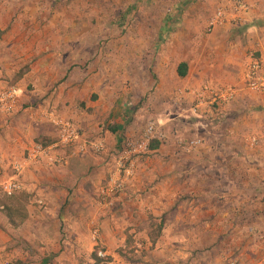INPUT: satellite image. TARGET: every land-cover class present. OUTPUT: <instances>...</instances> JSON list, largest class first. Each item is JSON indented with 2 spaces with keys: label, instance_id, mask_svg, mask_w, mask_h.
<instances>
[{
  "label": "crops",
  "instance_id": "obj_1",
  "mask_svg": "<svg viewBox=\"0 0 264 264\" xmlns=\"http://www.w3.org/2000/svg\"><path fill=\"white\" fill-rule=\"evenodd\" d=\"M191 1L182 0L181 2L185 4ZM221 1L197 0L198 10L187 9L182 14H175L176 26L162 24V21L161 25L153 29L156 34V38L152 39L156 49L154 57L146 51L144 55L139 51L140 58L151 57L150 63H145L143 75L144 81L148 80L150 83V88L155 87L153 96L156 101L164 96L166 100L170 98L175 106L182 107L180 109L184 113L179 115L186 116L185 114L189 113L188 117L194 118L188 120L194 123L191 128L200 131L199 134L204 137H202L203 144L192 151H187L181 146L177 137L181 133L177 134L169 144L171 152L176 150V154L173 152L170 155L171 161L177 162L176 166H178L174 179L175 186L172 188L176 187L177 191H173L172 196L183 195L184 189L190 197L189 204L194 207L193 216L190 215L189 219V225L193 227V230L179 237V240L186 239L189 242L187 249L181 253V256L175 253L170 260H166L167 262H161L159 258H163V254L158 248L161 246L163 229L160 239L155 244V257L153 253L152 257L147 254V248L154 246L149 240L148 233L142 241L135 237L134 249L127 251L129 241L126 240L125 230L128 226L137 224V220L132 216L126 218V214H123V217H117L118 213L115 209L128 211L127 215H132L134 208L142 209L147 205L150 207L151 203L143 201L144 199L141 200L138 197L128 201L126 199L132 197L138 190H144L143 182L141 185L137 182L154 180L150 175L153 173L148 172L146 166H141L142 161L137 160L138 157L132 160L131 175L124 176V173L121 175L124 188L125 184H129L128 190L125 189L126 192L122 194L120 192L115 198L104 199L99 192L107 186L112 172L115 171L117 157L112 158V162L103 163L104 161L98 159L89 160L85 155L70 156L57 169L44 163H33L27 165L22 174L15 175V165L24 163L25 151L37 137L57 135L56 127L53 125L55 118L76 120L88 134H99L100 137L104 135V138L98 139L104 140L108 150H115L116 147L119 149L125 139L137 137L138 135L134 134L141 129V126L137 125L128 128L123 120L117 119L121 108L116 106L122 104L126 91L120 95L117 90L119 85L116 82L113 84L114 89L107 91L106 88L104 91L101 85L99 87L97 79L90 78L87 81L80 70L74 69L68 77L63 75L64 81L62 80L56 86L55 83L58 81L52 77L53 74L48 69L45 70L46 66L43 65V71L39 70L42 69L40 68L42 64L39 62L35 64V68L18 80V85L23 87L29 82H36L43 85L41 93L35 90L32 91L35 93H32L31 97L25 94L19 97L10 117L0 112V185L6 180L17 178L22 183L20 192L29 195L28 218L21 226L12 228L3 214V222L5 226H8V230L17 231L18 239L26 243L25 245L30 249L31 247L34 249L31 255L28 250L20 249L17 256L32 259L29 264H176L175 262L187 256L188 258L194 255L198 257L196 250L200 248V243L206 241L214 243L219 238L225 239L228 248H225L219 256L202 257L203 253H199L206 263L222 264L229 257L234 256L241 258L242 261L247 258L257 259L252 264L264 261V95L240 90L233 102L219 105V111H214V107L210 110L201 108L198 113L191 110L195 104L196 93L202 87V85L194 84L196 80L202 81L206 78L212 85H217L219 80L236 82L239 74L243 73L240 66L246 55L245 52L241 54L240 61L230 55L227 62L220 65L221 74L217 72V66L215 67L213 60L207 62V57L196 55L200 45L199 41H196L197 36L193 34L192 23L197 22L202 28H208L209 19L214 13V11L209 12L208 8L214 7ZM248 1L254 5V8L244 22L264 16V13L260 11L264 10V0ZM244 22L241 24L243 25ZM8 25L6 18L0 14V27L5 31L0 41V88L7 84L3 77H7L9 73L5 54H8L9 50L11 53L15 52V44L9 43L5 38ZM231 28V24L218 26L212 29V35L218 41H224L229 45ZM256 28L253 25L248 29L249 38L250 34L255 35ZM252 37L254 40L256 37L259 38V36ZM131 44L124 43L123 51L119 55L125 66L126 61L129 65L135 61L134 66L140 68L142 62L134 59L139 55L136 52L130 53L129 50L141 47ZM69 48L74 50L72 47ZM250 48L256 50L257 56L264 52V38L253 41ZM112 51L114 58H118L116 49ZM21 54V52L18 53L19 56ZM153 58L154 73H151ZM181 62L188 65V74L185 78L179 77L177 73ZM240 83L241 79L236 86L240 87ZM146 90L148 89H145L144 94L147 93ZM180 97L184 100L182 104L176 101ZM42 98H44L46 109L38 111L35 117L32 115L31 120L23 116L24 104H30ZM32 99L35 100L32 101ZM257 102L262 107L255 106ZM157 104L154 106L156 108L154 115L165 117L167 107H157ZM140 113L141 117L145 114L142 109ZM168 114L171 116L166 122H170V125L156 119L166 137L175 136L167 127L170 126L172 130V125L175 124V126L180 125L179 129H183L184 125L172 115V111ZM109 117L111 120L105 124L104 120ZM145 117L147 118L148 115L145 114ZM37 120L41 123L40 127H35L34 122ZM150 120L155 121L151 118L147 123ZM111 127H115L116 131L111 130ZM163 145L164 141L160 142V147L150 153L161 151ZM161 159L168 158L161 157ZM118 175L119 173L115 174V176ZM154 178L157 179V185L154 188L158 191L149 195L156 194V200L162 203L168 191L158 182V175ZM91 209H93L92 212H90ZM88 214L92 215V218L86 217ZM177 218L179 220L178 216ZM157 222H160V219ZM216 226L219 227L218 233L212 234V227ZM17 241L11 234H5L0 229V258L9 255L14 257L16 248L15 250H8V248ZM144 246H146L145 251L141 249ZM173 247L177 246L173 244ZM177 249L180 248L177 247ZM100 250L105 253L104 258H110V260L97 261L93 253L96 252L98 255ZM195 260L198 262V259Z\"/></svg>",
  "mask_w": 264,
  "mask_h": 264
},
{
  "label": "rangeland",
  "instance_id": "obj_2",
  "mask_svg": "<svg viewBox=\"0 0 264 264\" xmlns=\"http://www.w3.org/2000/svg\"><path fill=\"white\" fill-rule=\"evenodd\" d=\"M181 1L182 0H0V14H2L9 23L6 30V41L15 44V52L11 53L9 50L8 54H5V57H7V63L9 64V66L7 65L9 67V73L7 70V77L5 76L3 78L8 84H18L19 79L17 78V75L25 69V67H28L29 71L32 70L35 68V64L39 62L42 64L40 65V68L42 69L39 70L43 71V65L46 66L45 70L48 69L53 74L52 77L58 81L55 83L56 86L59 85L62 80L64 81L63 75L68 77L71 71L76 69L81 71L82 75L87 78V81L90 78L97 79L99 81V87L101 85L104 91L106 88L107 91L114 89L113 84L115 82L119 85V89L117 90L120 95L124 94L126 91V97H124L122 104H117L116 106L121 108L119 118L117 119L119 121L123 120L128 128H133L136 125L141 126L140 131L135 132V136L140 135L143 132L147 121L151 118H154L155 121L156 119L162 120L164 123L170 125V122H166L171 116L168 114L169 111H172V115L184 123L182 127L183 129H179L180 125H178V127L175 126V124L172 125V130L170 129V126L167 127L168 130L171 131L170 133L175 136L169 135V137H166L161 151H156L152 154L148 152L136 156L138 157L137 160L142 161L140 163L141 166H146L147 171L153 173L150 175L154 180L137 182L138 185H141L143 182L144 190H138L132 197H127L126 200L128 201L138 197L141 200L144 199L143 201L151 203L149 204L150 207H147V205L145 208L139 209L132 206L135 210L132 215H127L129 213L128 211H118V209H115L118 213L117 217H123V214H126V218L132 216L133 219L137 220V224L128 226L125 230V235L127 236L126 240L127 242L129 241L127 251L134 249L135 237L142 241L143 237L155 227H151L153 221H159L165 213L169 214V220L166 223L160 240L161 246L159 245L160 248H158L161 254H163V258H159L161 262H167L175 253H177V256H181V253L187 249L186 246H188L189 242H187L186 239L183 241L179 240V237H181L182 234L186 235L193 230V227L189 225V219L190 215L193 216L194 207L189 204L190 197L185 193L186 190H182L183 195L180 194L176 197L172 196V192L177 191L176 187H174V189L172 188L175 186L174 179L176 177L175 173L177 172L178 166H176L177 162L171 161L170 155L173 152L176 154V150L174 149L171 152L169 144L172 143V139L176 138L179 133L181 134L177 137L180 143L191 137L203 136L199 134L200 131L191 128V125L194 123L188 122V120L194 118L192 116H189V118V113H186V116L179 115L180 113H184L181 110L182 107L175 106L170 98L166 100V97L164 96L162 99L157 100L159 101V105L157 104V101L153 96L155 87L150 88V83L148 80L144 81L145 76L143 75L145 63H150L151 57L140 58V52H143L144 55L146 51V53H149L154 57L156 49L152 39L156 38V34L153 29L158 25H161L162 21V24L168 23L171 26H176L175 23L177 18L175 14H182L187 9L198 10L197 0H192L185 4ZM219 4L220 2L214 7L208 8V11H216ZM260 11L264 13V10L261 9ZM249 15L251 14L249 13ZM192 25V29L194 30L193 34L194 36H197L196 41H199L198 44L200 45V49L196 50V55L199 54L203 57H207V62L213 60L216 64L215 67L217 66L216 70L217 72L219 71L220 74V65H224L230 55L232 58L240 61L243 52H245L246 55H244V58L242 59L243 61L241 62L242 65L240 68L244 71L250 63L251 54H257L255 49L250 48V44L253 41L255 42V40H262L264 38V16L253 20H247L243 25L241 23L233 24L231 28L232 30H230L231 35L229 45L224 41H218L217 38L212 35V29L202 28L197 22L192 23ZM253 25L257 27L256 32L255 35L250 34L251 37L249 38L247 32ZM198 30L201 31L199 32ZM252 36H259V38L256 37L254 40ZM124 43H132L131 45L137 44V47H141L129 50L130 53L136 52L139 55L134 59H139L142 62L140 68L134 66L135 61H132V64L130 65L129 62L126 61L127 64L125 66L123 59L119 55V53L123 51ZM69 47H72L74 50ZM112 49H116V54L120 60L114 58L112 55ZM19 52L22 53L20 56L18 55ZM152 63L153 66H151L150 70L151 73H154V70L152 69V67H154V58ZM240 74L236 82L219 80L217 85H212L211 82L205 78V80L202 81L196 80L194 84L196 86L202 85V87L210 85L215 89L225 86H235L242 77ZM112 80L115 81L113 82ZM20 88V97L23 94L31 97L33 93L32 91L39 90L40 92L43 85H39L36 82H29L27 85L25 84ZM92 88L96 87L92 86ZM145 89H148L146 90V94H144ZM171 93L172 92H170V94ZM34 100L35 99H32V101ZM257 103L258 104L255 106L262 107L259 105V102ZM156 104L157 107H167L165 117L163 115H154L156 109L154 106H156ZM213 107L215 108L214 111H219L220 106L218 104H215ZM42 109H46L44 98L38 99L32 103L30 102V104H24L22 110L23 116L31 120L33 118L32 115H34V117L37 116V112ZM141 109L146 115H148L147 118L145 117V114L141 117ZM7 115H9L7 117L11 116L10 114ZM41 115L42 114H40V117H42ZM108 120H111L110 117L107 120H104V123L106 124ZM73 121L76 122V120ZM34 123L35 127L41 126V123H39L38 120ZM110 125H113V123H110ZM82 131L88 139L102 140L98 138H104L103 134V137H100L99 134L90 135L85 130L82 129ZM116 148L115 150H108L107 148V152L103 155L91 152L84 155L87 156L89 160L98 159L99 161H104L103 163L109 161L112 162V158H115L118 153V148ZM57 151L61 154H69V149L67 147L59 146ZM136 157H133V159ZM161 157H166L168 159L162 160ZM58 167L54 166V169H57ZM158 172L159 174H157ZM156 175H158V182L160 185L168 191V195L162 203L160 200H156V194L153 195L154 191H158L154 188V186L157 185V179L154 178ZM128 185V183L125 184V188L121 194L126 192L125 189L128 190ZM152 192L153 194L149 195ZM144 193H146L145 196ZM118 195L119 194L115 195L113 198ZM70 197H72V195H70ZM195 198L197 197L195 196ZM4 199L5 196L0 194V201H3ZM92 211L93 209H91L90 212ZM3 214L4 213L0 209V229L5 234H11V236L15 237L18 241L17 243H14L11 248H8V250L16 248V255L14 257L9 255L5 258H0V264H29V261L32 259H23L20 255L17 256V254H19L20 249H26L31 255L34 253V249L32 247L30 249V247L25 245L26 243H23L18 239L17 235H19V233H17V231L8 230V226H5L3 222ZM177 216L179 217V220ZM86 217L90 219L92 218V215L88 214ZM218 229L219 227L217 226L212 227V234H217ZM175 236H177V238H174ZM173 244L180 249H177V247L174 248ZM145 247L146 246L141 249L145 251ZM199 247L200 248L196 250L198 257L195 255L190 256V258L185 256V259L179 260L175 263L209 264L206 263L202 257L205 255L219 256L220 253L224 252L225 248H228L226 247L225 239L221 240L219 238L214 243L210 241L202 242ZM177 250L179 252H177ZM147 251L149 257H152V253L153 257L156 256V254H154L155 245L151 248H147ZM199 253H203V256H199ZM195 259H198V262ZM49 260L48 262L51 263ZM256 260L247 258V260L242 261L241 258H236L234 256L229 257L222 264H232L233 262H236V264H252Z\"/></svg>",
  "mask_w": 264,
  "mask_h": 264
},
{
  "label": "built area",
  "instance_id": "obj_3",
  "mask_svg": "<svg viewBox=\"0 0 264 264\" xmlns=\"http://www.w3.org/2000/svg\"><path fill=\"white\" fill-rule=\"evenodd\" d=\"M254 5L248 0H222L209 19L208 28L214 29L224 24H240L253 10ZM240 90H248L257 94L264 95V52L258 56L251 54L250 63L242 73L240 87L225 86L213 88L205 85L197 91L195 104L191 110L198 113L201 108L211 109L215 104L223 105L233 102ZM21 95V88L18 84H6L0 88V112L11 114ZM182 104L183 97L176 100ZM53 125L56 127L58 141L51 146H43L33 143L28 147L24 154V163L15 165V175H20L29 164L44 163L49 166H61L71 156H80L88 152L103 155L107 152V146L102 140H92L85 136L79 125L71 119L55 118ZM166 139L165 132L159 127L158 123L150 120L143 132L135 138L125 139L118 149L116 159V169L112 172L107 186L100 190V196L104 199L114 197L124 190V180L121 177L131 175L133 157L150 152L152 142H163ZM201 137H193L181 141V146L187 151L199 147L203 144ZM59 146L67 147L69 154H61L57 151ZM119 173L118 176H115ZM22 190V183L19 179L13 178L4 181L0 185V194L12 196ZM96 234V233H95ZM98 255L104 258L105 253L98 251ZM232 264H236L233 262ZM264 264V261L258 263Z\"/></svg>",
  "mask_w": 264,
  "mask_h": 264
},
{
  "label": "trees",
  "instance_id": "obj_4",
  "mask_svg": "<svg viewBox=\"0 0 264 264\" xmlns=\"http://www.w3.org/2000/svg\"><path fill=\"white\" fill-rule=\"evenodd\" d=\"M5 31L0 27V41L4 35ZM29 71L28 67H25L18 75L17 78L20 79ZM177 73L179 77L185 78L188 74V65L185 62H181L178 65ZM111 130L116 131L115 127H111ZM193 138V137H191ZM202 138V137H201ZM58 141L57 137H50V136H39L35 139V143L42 144L43 146H51ZM160 147L159 141L152 142L150 146V151L157 150ZM29 200V195L25 192H19L12 196H5L3 201H0V209L5 214L8 219V222L12 228H18L21 226L26 219L28 218V211H27V202ZM169 220V214L165 213L160 218V222L153 221L151 226H155L152 228L149 233V240L151 241L152 245H155L162 235V231L165 227L166 222ZM93 257L97 261H108L110 258H100L97 253H93ZM22 264V263H18Z\"/></svg>",
  "mask_w": 264,
  "mask_h": 264
}]
</instances>
